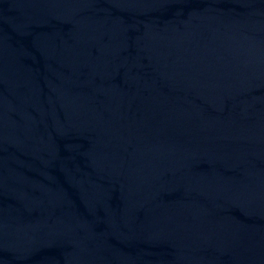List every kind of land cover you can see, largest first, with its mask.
I'll return each instance as SVG.
<instances>
[{
    "label": "water",
    "instance_id": "water-1",
    "mask_svg": "<svg viewBox=\"0 0 264 264\" xmlns=\"http://www.w3.org/2000/svg\"><path fill=\"white\" fill-rule=\"evenodd\" d=\"M0 264H264V0H0Z\"/></svg>",
    "mask_w": 264,
    "mask_h": 264
}]
</instances>
